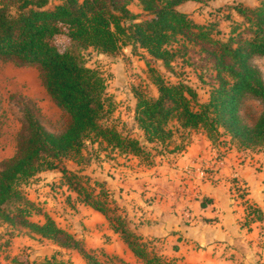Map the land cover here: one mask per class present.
Returning <instances> with one entry per match:
<instances>
[{"label":"trees","instance_id":"16d2710c","mask_svg":"<svg viewBox=\"0 0 264 264\" xmlns=\"http://www.w3.org/2000/svg\"><path fill=\"white\" fill-rule=\"evenodd\" d=\"M50 1L0 0V61L37 66L47 93L66 117L61 131H50L42 123L35 103H26L16 152L0 160V219L60 247L75 249L92 264H101L84 240L61 227L51 215L45 213L44 221L30 219L35 204L24 195L20 184L42 171L60 169L67 179L64 183L83 203L109 220L143 264H171L142 240L124 214L116 217V224L112 222L109 200L114 199L102 183H94L99 191L81 183L74 185L73 178L80 177L60 164L63 159L89 162L83 152L88 142L106 143L105 148L154 163L148 147L157 154L169 148L176 132L172 121L177 122V130L181 129L187 140L184 131L202 129L213 144L224 133L240 149L264 150V77L252 61L255 56H264V0L253 8L234 6L244 21L234 26L227 40L214 38L212 28L196 23L177 9L188 0H139L150 14L141 21H136L129 9L131 0H60L48 7ZM59 34H65L73 47L59 49L54 43ZM127 41L146 50L167 69L179 51L186 50V41L199 45L215 72L216 83L208 101L199 102L197 91L185 82L166 81L147 62L158 94L136 95L134 119L142 138L123 134L108 124L105 117L113 110V103L106 80L97 69L87 66L74 49L92 47L112 54ZM249 98L263 106L251 122L242 112ZM185 144L176 145V149H184ZM11 202L17 204L14 211L6 207ZM261 216L258 207L247 206V223Z\"/></svg>","mask_w":264,"mask_h":264},{"label":"rangeland","instance_id":"374dc122","mask_svg":"<svg viewBox=\"0 0 264 264\" xmlns=\"http://www.w3.org/2000/svg\"><path fill=\"white\" fill-rule=\"evenodd\" d=\"M60 0H51L48 7H53ZM260 0H188L177 6L181 12L189 15L196 23L212 28V36L216 39L227 40L236 24L243 23V17L235 10L236 4L253 8ZM129 9L141 21L150 17L139 0H131ZM124 22H127L126 20ZM182 42V41H181ZM54 43L59 49L72 48L73 43L65 34L55 37ZM177 45V44H176ZM175 45V46H176ZM186 50L182 48L173 61L172 67L167 69L160 60L153 59L146 50L134 47L125 42L112 54H106L90 47L74 49L82 61L89 67L97 69L106 80L107 94L112 99L113 110L105 117V121L116 126L123 134L141 137L134 119V106L137 93L150 96L158 94L157 86L149 69V64L160 72L166 81L172 83L185 82L198 93L199 102L208 101L212 87L215 85V72L211 69L206 53L200 46L186 41ZM253 63L260 68L264 77V56H255ZM32 101L40 110V119L44 126L54 132L61 131L66 123L63 111L47 93L37 66H18L11 61H0V160L12 157L17 149V136L24 125L26 103ZM262 104L255 99H246L242 112L251 122L262 110ZM171 125L176 130L170 146H179L187 141L177 130V122ZM185 132V131H184ZM190 134L185 132V137ZM180 139V141H178ZM188 139V140H189ZM238 145L231 140L230 135L222 133L215 145L224 147ZM106 143L88 142L83 149L85 156L90 158L87 163H77L74 159H63L60 167L69 172H75L79 178H73V183H81L89 190L94 188L98 178L108 180L113 176L106 171L108 164L115 162L123 165V154L119 151L105 148ZM153 154L154 162L162 154H157L148 147ZM240 149V148H239ZM243 149V148H242ZM254 153L264 152L260 147L250 148ZM221 158V157H220ZM144 164H153L140 158ZM103 161V162H102ZM104 161L106 164H104ZM110 161V162H106ZM125 162V161H124ZM104 168L100 170L99 168ZM97 175H92L94 172ZM56 173V174H55ZM62 171L56 169L51 175H35L20 184L24 195L32 200L35 208L30 219L44 221V214H49L66 230L77 238L86 239V248L101 264H143L139 260H129L123 257V239L115 236L108 219H100L91 211L78 203L76 192L63 182ZM70 176V175H67ZM61 177V178H60ZM109 216L116 224V217L123 214V209L114 201L109 200ZM16 203L7 204V208L14 211ZM106 218V217H105ZM47 260L50 263H47ZM128 260V261H127ZM0 264H92L75 249H67L56 245L52 240L31 234L20 225H12L0 219Z\"/></svg>","mask_w":264,"mask_h":264},{"label":"crops","instance_id":"0c3cea01","mask_svg":"<svg viewBox=\"0 0 264 264\" xmlns=\"http://www.w3.org/2000/svg\"><path fill=\"white\" fill-rule=\"evenodd\" d=\"M185 132L190 139L184 149H176L177 142L148 165L135 155L123 154V165H104L113 176L97 177L98 181L142 240L171 264H264V152L256 154L230 143L216 146L202 129ZM235 174L243 192L234 184ZM77 200L86 211L106 219ZM247 206L258 207L261 218L247 223ZM124 256L139 260L123 240Z\"/></svg>","mask_w":264,"mask_h":264},{"label":"built area","instance_id":"2783aa9c","mask_svg":"<svg viewBox=\"0 0 264 264\" xmlns=\"http://www.w3.org/2000/svg\"><path fill=\"white\" fill-rule=\"evenodd\" d=\"M218 162H219L220 164L222 163L221 158L218 159ZM233 177H234V179H235V182H234L235 186H237V189H238L240 192H243V190H244V185H243V183L241 182V179H240L239 175H238V174H235Z\"/></svg>","mask_w":264,"mask_h":264}]
</instances>
